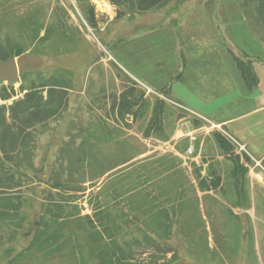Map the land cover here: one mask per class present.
Segmentation results:
<instances>
[{"label": "rangeland", "instance_id": "1", "mask_svg": "<svg viewBox=\"0 0 264 264\" xmlns=\"http://www.w3.org/2000/svg\"><path fill=\"white\" fill-rule=\"evenodd\" d=\"M148 1L0 0V61L13 55L19 69L18 82H0V264H264L262 196L258 235L243 222L244 232L232 234L223 249L221 197L232 209L247 208L244 195L225 188L231 181L225 161L239 168L235 145L219 142L217 134L225 132L207 129L211 124L171 102L179 98L213 118L216 104L229 97L190 100L177 74L171 96L146 91L120 55L131 38L159 46L173 38V21L201 2L222 0H159L147 7ZM238 1L264 45V0ZM178 50L172 41L165 51ZM152 58L158 62L159 54ZM29 100L38 107L22 108ZM158 107L161 115L153 116ZM235 111L241 109L216 119ZM190 136L199 157H185L184 164L174 153L186 149ZM243 157L264 173V160ZM144 159L150 164L133 165ZM156 162L186 170L163 176L148 167ZM196 188L220 194L197 203ZM196 225L209 230L197 235ZM255 241L256 250L246 251Z\"/></svg>", "mask_w": 264, "mask_h": 264}, {"label": "crops", "instance_id": "2", "mask_svg": "<svg viewBox=\"0 0 264 264\" xmlns=\"http://www.w3.org/2000/svg\"><path fill=\"white\" fill-rule=\"evenodd\" d=\"M221 2L223 4L220 2V4L208 3L207 1L201 2L194 8L191 15L173 21L171 23L173 26L169 29V31H173V38L168 35V40L164 39L163 42L158 43L159 46H156L148 37H142L140 40L136 39V41L131 38L126 43L125 52H120L122 53L120 55L124 54L128 74L133 79V75L138 76L142 81L140 79H138L139 81L134 80H137L140 84L145 82L142 86L146 88V91H167L170 95V92H174L170 81L177 74L178 82H183V88L181 89H184L189 99L195 97L197 103L214 100L218 96L226 95V97H229L220 106L216 104L218 109L214 111L213 118L207 115L208 112L204 114L191 107L192 103L188 105L177 97H175L177 98L176 101L174 99L171 101L181 104V106L211 124L205 126L207 129L215 127L223 134L225 132L226 141L235 145L231 152L234 157L239 159L237 163L239 168L234 164H230L228 159L225 161L229 165L227 167L232 181L225 180V188L235 190L241 196L244 195L247 200V208L232 209L228 205V200L221 197L219 203L223 218L222 235L225 237L223 249L226 252L230 248L226 245L228 243L232 244L229 237L232 234L238 235L244 232L243 222L246 223L247 227H250L252 235L253 233L258 235L256 228L260 225L259 216H261V212L258 210L257 203L260 196L264 197V173L254 163H246L243 153H246L256 164L259 163L258 161L261 163L264 160V45L257 38L253 27L249 23L247 12L240 2L238 0H222ZM219 7H223L225 10L220 11ZM211 24L216 27L217 33L215 35L211 33ZM171 39L176 48L179 47L177 54L175 52H173L174 54H168V51H165L168 44L172 42ZM190 41L194 42L195 45H190ZM227 41L239 50L243 58L235 55L227 45ZM185 46L191 47L193 50H189L184 54L183 49ZM172 50L170 49L171 52ZM139 51H142L143 54H138ZM154 53L159 54V61L155 60V63L152 61ZM235 57L250 63V68L256 76L257 83L255 86L250 88L247 86L236 65ZM230 95H232L231 98ZM20 105L22 108L26 107L25 109L31 108L33 110L38 104H34L30 100L28 102L21 101ZM231 109H241V111H235L233 115H225V117L216 119V113L219 114L221 111ZM185 123L186 121H183L179 125L184 128V126H187ZM182 128H179L178 131L183 130ZM181 133L188 136V132ZM174 135L176 137L180 136L178 134ZM189 138L191 143L186 149L181 153L178 150L174 153L175 156H179L183 160L184 164H186V158L197 161L199 157V150L191 146V144L195 145L192 141L195 142L197 138L192 139L191 136ZM238 144H243L244 148L240 149ZM189 147H192L193 151L191 153L194 152L193 154L188 153ZM228 156L230 155L228 154ZM145 161L147 160L137 161L133 165L143 167L150 164L145 163ZM240 165L245 167L241 180L240 174L237 172L240 170ZM148 167L152 168L153 171L164 172L163 176L166 173L176 171L175 177L183 175L186 170L180 165L167 167V164L163 162H156L152 166L148 165ZM234 175H236V178ZM239 180L242 184L235 183ZM216 191L217 189L212 188H205V190L196 188L193 195L198 203L201 196L205 197L209 194L217 197L220 193H216ZM200 203H202V200ZM201 219H206V216L202 214ZM191 227L195 229L192 232L197 233V235L207 233V230H209L206 226L196 225ZM256 248V241L254 245L250 242V246L246 248V251L254 252ZM238 249L239 253L241 250H245V247L243 249L238 247ZM260 261L258 260V264H260ZM244 263L251 264L250 262Z\"/></svg>", "mask_w": 264, "mask_h": 264}, {"label": "trees", "instance_id": "3", "mask_svg": "<svg viewBox=\"0 0 264 264\" xmlns=\"http://www.w3.org/2000/svg\"><path fill=\"white\" fill-rule=\"evenodd\" d=\"M160 2L161 1H159V0H153V1L149 0L147 7L155 5L156 3L158 4ZM235 62H236V65H237V67H238V69H239L244 81L246 82L247 86L249 88L255 86L256 83H257L256 76L253 74V72H252V70L250 68V63L247 62V61H244L243 59L237 58V57H235ZM133 92H134V90H129V92H128V98L130 97L129 99L131 100L130 101L131 104H135V102H136V95L133 94ZM124 100L125 99H121L120 103L121 104H123V103L126 104V102H124ZM25 104H27V103H25ZM161 113H162V108L161 107L153 109V116H158V115L160 116ZM217 137H218V141L219 142L225 143V145L229 144L222 134H220V135L217 134Z\"/></svg>", "mask_w": 264, "mask_h": 264}, {"label": "water", "instance_id": "4", "mask_svg": "<svg viewBox=\"0 0 264 264\" xmlns=\"http://www.w3.org/2000/svg\"><path fill=\"white\" fill-rule=\"evenodd\" d=\"M19 69L15 56L10 55L0 61V82H18Z\"/></svg>", "mask_w": 264, "mask_h": 264}, {"label": "built area", "instance_id": "5", "mask_svg": "<svg viewBox=\"0 0 264 264\" xmlns=\"http://www.w3.org/2000/svg\"><path fill=\"white\" fill-rule=\"evenodd\" d=\"M238 146H239L240 149H243L244 148V145L243 144L242 145L238 144ZM192 150H193L192 147H189L188 148V153H191Z\"/></svg>", "mask_w": 264, "mask_h": 264}]
</instances>
